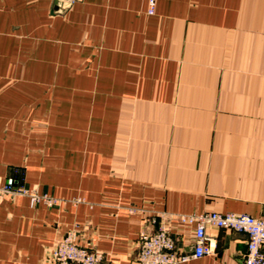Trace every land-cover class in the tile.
I'll use <instances>...</instances> for the list:
<instances>
[{
	"label": "crops",
	"instance_id": "0c3cea01",
	"mask_svg": "<svg viewBox=\"0 0 264 264\" xmlns=\"http://www.w3.org/2000/svg\"><path fill=\"white\" fill-rule=\"evenodd\" d=\"M55 1L0 0V184L62 200L0 199V264H49L75 226L139 264L160 223L192 250L179 214L264 218V0ZM207 235L180 264H243L245 233Z\"/></svg>",
	"mask_w": 264,
	"mask_h": 264
},
{
	"label": "built area",
	"instance_id": "2783aa9c",
	"mask_svg": "<svg viewBox=\"0 0 264 264\" xmlns=\"http://www.w3.org/2000/svg\"><path fill=\"white\" fill-rule=\"evenodd\" d=\"M156 0H149L148 13L152 14ZM5 194L25 195L34 206L44 203L55 206L61 199L35 188L19 183L14 177L7 178L0 184V199ZM134 211V209H131ZM179 222L193 228L194 245L190 252L177 248V240L169 227L160 223L155 230L144 229L138 238L137 259L139 264H180L190 258H199L214 250L208 242L207 228L215 226L231 229L247 235V250L243 264H264V218L247 213L205 211L201 213L179 214ZM150 223H157V218H150ZM104 252L88 244L79 242L78 227L71 228L51 249L48 255L49 264H103Z\"/></svg>",
	"mask_w": 264,
	"mask_h": 264
},
{
	"label": "water",
	"instance_id": "95a60500",
	"mask_svg": "<svg viewBox=\"0 0 264 264\" xmlns=\"http://www.w3.org/2000/svg\"><path fill=\"white\" fill-rule=\"evenodd\" d=\"M55 3H57V0L55 1Z\"/></svg>",
	"mask_w": 264,
	"mask_h": 264
}]
</instances>
